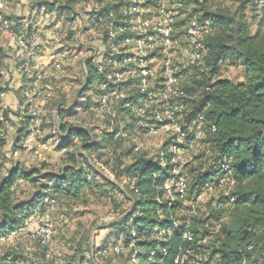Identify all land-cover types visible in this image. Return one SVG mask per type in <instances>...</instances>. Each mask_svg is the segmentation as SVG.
I'll list each match as a JSON object with an SVG mask.
<instances>
[{"label":"trees","instance_id":"obj_1","mask_svg":"<svg viewBox=\"0 0 264 264\" xmlns=\"http://www.w3.org/2000/svg\"><path fill=\"white\" fill-rule=\"evenodd\" d=\"M218 1L223 2V0ZM259 1L261 7H258ZM233 3L237 5L233 11L220 6L202 16L194 11L185 14L184 3L180 11L181 16L176 22L181 21L184 15L187 16V20L195 17L208 19L210 22L204 37L206 69L199 71L190 68L192 72L188 76L187 84L184 85L185 80L182 82L184 91L190 95L189 112L182 123L186 130L191 129L195 117L202 113L206 124L203 141L208 149L206 155L198 153L204 159L199 161L198 166L190 168L188 175L183 171L188 186L187 196L184 199L169 200L163 191L162 183L172 168L170 162L172 153L164 157L168 145L162 149L161 160L156 163H152L142 155L133 156V159L127 162L123 157L117 156L119 159L117 164L122 166L124 177L134 180V187L131 190H134L136 196L132 197L122 192L123 198L129 201L130 207L123 216L113 222L115 231L126 230L123 243L117 244L123 249L114 252L113 247L116 244L110 248L103 240L97 249H92L91 259L95 256L93 253L103 261L107 259L110 251L120 255L127 248H131L129 256L135 250L136 264H147L151 252L154 253L153 264H174L173 259L179 247L182 249L190 247L206 264H240V250L252 239L255 242L254 249L247 253L245 251L249 263L255 264L264 256L262 237L248 231L249 228L261 226L264 219V0H235ZM117 7L119 3L114 5L107 0L101 11ZM63 8L70 10L69 5H63ZM248 12L257 23L256 31L253 33ZM70 18L72 20V16ZM7 19L10 21L9 18ZM13 25L15 29L17 25L15 23ZM4 57L5 52L0 47V70L4 66ZM219 60L224 61L222 66L217 65ZM236 63L243 70V78L240 81L234 82L221 77L211 79L214 73L220 76V69L226 64ZM95 77L94 67L88 65L87 61L85 82L86 87L92 90L89 99L93 112H97L99 107V91L94 85ZM2 85L4 83L0 74V92L7 90L6 86L2 87ZM65 92L67 91L64 90L63 98L67 97ZM52 98L53 96L49 101ZM59 104L63 103L58 102ZM88 107V104H84L80 110L85 112ZM9 112L11 111L7 110L1 114L13 123L7 119ZM74 112L76 111L71 109L58 113L60 118L64 119V116H71ZM59 123L57 132L64 134L59 135L61 140L58 145L59 150L62 147L73 146V139L77 138V144L87 154H92L97 150H103L102 148L109 141L105 137L99 147L95 135L89 129L67 124L64 121ZM119 125L120 123L116 122L114 128H118ZM24 128L25 124L21 123L16 129L18 133L16 149L20 148L19 141ZM126 129L131 133L127 125ZM107 136L116 144H121L122 141L132 145L125 139H113L110 134ZM90 137L93 138L92 143ZM1 140L3 139L0 138V144H2ZM64 155L66 158L64 167L58 172L44 173L40 179H37V169H24L18 165L9 168L7 174L3 175L0 180V233L15 228L24 218L30 217L33 214V207L45 195L54 196L57 205L61 195H66L67 198H83L84 195H88L87 191L90 194L93 192L92 182L98 177L94 173L95 170L88 162L78 163L76 153L72 151L68 150ZM222 158L229 159L234 179V184L229 190V197L233 199L231 203L223 194L222 188L212 180L220 176L222 171L220 167L214 168L211 161ZM162 165L165 166L164 169L160 168ZM182 168L184 169V166ZM19 177L22 178L23 183L27 182L32 187L25 199L14 197L21 183L15 190H10L13 182ZM106 185L107 183L100 181L99 188H104ZM197 194H203V198L197 212L190 218V228L194 232V238L193 241L187 242L182 239L184 210L191 198ZM218 202L222 203L220 208L214 205ZM175 222L179 224L173 230L172 225ZM162 230L166 232L160 236L161 239L157 238L156 234ZM167 230H170V233H167ZM112 231L114 230L111 229ZM132 232L135 233V237H132ZM204 239L206 242L202 243ZM130 260L129 257V264H133Z\"/></svg>","mask_w":264,"mask_h":264},{"label":"built area","instance_id":"obj_2","mask_svg":"<svg viewBox=\"0 0 264 264\" xmlns=\"http://www.w3.org/2000/svg\"><path fill=\"white\" fill-rule=\"evenodd\" d=\"M108 1L114 5L119 3V7L101 11V9L96 10V7L92 5L93 14L88 20L80 14L73 15L71 20L72 26H77L88 37L98 38L102 45L101 49H93L91 57L96 75L94 85L99 91L97 119L114 117V108L118 105L131 106L135 130L149 134L161 131L169 133L172 136L170 145L172 168L164 179L162 188L169 200L184 199L187 196V181L183 176L182 164L176 161L175 156L179 151H195L206 155L208 149L203 141L206 129L204 115L199 113L195 117L191 129L186 130L182 123L184 117L188 115L190 99V95L182 86L186 78L183 66L185 63L187 67L196 68L199 71L206 69L204 37L210 22L208 19L193 17L177 28L176 22L184 7V3L180 0H150V6L146 5L144 0ZM2 6L3 0H0V29L14 39V47L9 59L15 62L22 75L23 84L21 103L18 105L16 114L13 115L16 126L1 115L0 138L4 136V130L17 129V124L24 123L25 128L19 141L20 148L13 150L12 155L17 156L21 149L28 156L44 161L45 153L50 147V139L40 141L41 115L52 96V91L44 83L47 71L38 67L37 61L41 45L46 39L43 33L37 30L28 34L17 32L12 23L2 14ZM258 7H261V1L258 2ZM55 36L60 37V34L56 32ZM69 57L68 51L61 46L57 47L49 55L51 69L61 70L63 63ZM223 64V60L217 62L218 66ZM217 78L219 76L216 73L212 74V80ZM4 95L5 91H1L0 107L3 110L12 109L4 103ZM11 114L12 112H9V115ZM119 123L116 129L112 122L108 128L98 127L97 130L100 133L110 134L113 139L122 138L131 142L133 151L137 152L141 145L126 129L125 121ZM90 138L92 143L93 138ZM77 141V138L73 139V143ZM66 151L67 147L60 148V153ZM211 164L216 169L220 167L222 174L212 180L222 188L223 194L231 203L233 199L229 197V190L234 184V179L229 159L213 160ZM16 166L13 165L12 168ZM22 181V178H17L10 190H15ZM202 198L203 194L194 195L184 210L182 239L187 242L193 241L194 232L190 228V218L197 212ZM55 203L54 196L45 195L40 198L33 207L32 216L44 215L41 222L34 228H30V217L24 218L15 228L0 233V245L23 235L37 244L46 263L51 262L55 257L54 230L48 215ZM214 205L220 208L222 203L218 202ZM178 224L175 222L172 229L175 230ZM248 231L262 237L264 242V219L261 226L249 228ZM164 232L166 231L158 232L156 237L161 239L160 236ZM167 233H170V230H167ZM132 237H135L134 232ZM205 242L206 239L202 240V243ZM30 244L29 247L32 246V242ZM254 247L255 242L252 239L240 250V264H250L246 253L252 251ZM13 248L17 251L20 249L15 245ZM122 249L119 245L113 247L114 252ZM153 254L151 252L147 264H153ZM173 263L206 264L203 258L190 247L184 249L179 247ZM255 264H264V256Z\"/></svg>","mask_w":264,"mask_h":264},{"label":"rangeland","instance_id":"obj_3","mask_svg":"<svg viewBox=\"0 0 264 264\" xmlns=\"http://www.w3.org/2000/svg\"><path fill=\"white\" fill-rule=\"evenodd\" d=\"M7 1L8 0H6V2ZM112 1L115 2L117 0ZM182 1L186 6L184 11L185 14L194 11L200 16L205 15L208 11H214L220 6H225V8H228L230 11H233L237 6L233 3L235 0H223V2L218 0ZM144 2L148 6L151 4L150 0H144ZM92 3L97 10L101 9V7L107 3V0H92ZM85 4H87V2ZM93 4H89V7L91 6L89 10H87L88 8L81 10V14H84L85 16L90 15L91 17L93 14ZM78 7L79 6H74L71 13L60 12V15L62 16H60L59 19L60 27L56 29L55 32H58L61 35V38L59 36L56 37L55 33H53V38L50 40L53 42L54 47L60 45L62 49H65L68 52L70 49H77L82 46L92 47L86 49L88 55L92 57L93 49L95 47L93 42L98 39L94 36L89 38L83 34L78 27L71 29L72 25L70 17L71 15H77L80 11ZM248 15L251 24V32L253 33L256 31L257 23L251 16L250 12H248ZM6 17L8 18V16ZM186 20L187 16L184 15L181 21L176 23V27L179 28ZM2 31L3 30L0 29V46L9 47L6 40L8 39V37L6 38L7 34L5 31V33ZM93 65L94 64L90 62V66ZM49 68L44 83L48 85L52 91L53 98L47 102L44 107V113L41 116L40 141L44 142L50 139V146H52L49 147V150L51 148L52 150L49 152L50 154L48 153L49 150L46 152V158L44 161H39L28 156L26 153H23L21 149L17 156H13V148L15 147V144H17L15 143L16 137L11 139L7 130H4V137L6 136V138L1 140L2 144H0V180L3 175L7 174L9 168L13 165H18L24 169H37V179H40L44 173L60 171L64 167V160L66 159L64 153H60L58 148L59 134L57 133V128L61 121L89 129L92 134L95 135V141L99 144V147L103 144V139L105 137H107L109 141L107 142V145L102 148L103 150H97L96 153L92 154H87L77 142H74L73 146L67 147V151L69 150L72 151V153H76L78 163L83 161L88 162L91 168L95 170L94 173L98 177H95V180L92 182L94 190L91 194L87 191L88 195H84L83 198H67L66 195H61L57 205L50 210L48 218L51 220L54 227V259L49 263H45L43 261L41 250L38 248L37 244L30 241L25 236L19 235L13 240L0 245V264H129V257L131 263L136 264L137 259L135 250L132 252L131 256H129L131 248H127L124 253L120 255H115L110 251L107 254L109 255L107 259L103 261L93 253L95 256L91 259L92 249H97L102 244L101 242L103 240H105V243H107L110 248L115 244L123 243L122 239L126 230L121 229V231H115V229H113V225H115L113 222L116 218L123 216L126 213L125 211L130 207L129 201L125 200V197L123 198L122 194L125 192L127 195L136 197L134 190H131L134 187V180L129 179L126 176L124 177L122 166L117 164L119 160L117 159V156H120V158L123 157V160L127 162L133 159V156L142 155L152 163H156L161 160L162 149L167 147V145L168 147L165 151L164 157H166L168 153H171L170 145L172 144V136L169 133L162 131L149 134L144 131L135 130L133 125V110L131 106L118 105L114 108V117L109 116L110 119H97V112H93L89 99L92 90L86 87V76L84 75L82 68H80V70L72 71L70 66H63L58 72ZM183 68L186 76L183 83L186 85L188 76L192 70L187 67L185 63ZM220 70L222 77L231 81L237 82L243 78V70L238 63L233 65L226 64ZM62 81L66 82L65 84L67 85V88L65 91L67 92L65 93L69 95L63 99L62 96H65L64 93L60 95V90L57 88ZM76 96L84 97V100L79 102V106L83 107L84 104H88V109L85 112L75 110L76 112L71 116H64V119H61L58 112L62 110L71 111V109L74 108ZM58 102H62L63 104L58 105ZM123 121H125L127 127L131 130V133L133 132L132 136L135 141L141 145L136 153L132 151V145L130 143L126 144L121 141V144H116L114 143V140H110V137H108L107 134L100 133L97 130L98 127L108 128L112 122L116 125V122ZM17 147L18 146L16 145L15 149ZM175 159L182 164V167L184 166L183 171L188 175L190 168L198 166L199 161H203L202 159H204V157L200 156L198 153L179 151L176 154ZM185 164L188 165L185 166ZM160 168L164 169L165 166L162 165ZM100 181L107 183V185L104 186V188H99ZM31 188L32 187L29 183L22 182L14 197L20 199L27 198ZM37 217L42 220L44 215ZM37 217L33 216L32 218ZM34 221L38 224V220L36 221L35 219ZM35 226L36 224L32 225L30 221V228H34ZM111 229L114 231L111 232ZM30 242H32V246L29 247V245H31ZM14 245L19 246L20 250L18 252L13 250ZM129 247H131V245Z\"/></svg>","mask_w":264,"mask_h":264},{"label":"crops","instance_id":"obj_4","mask_svg":"<svg viewBox=\"0 0 264 264\" xmlns=\"http://www.w3.org/2000/svg\"><path fill=\"white\" fill-rule=\"evenodd\" d=\"M86 2L87 4H85ZM89 4H93L92 0H8L7 2L6 0H3V6L1 10L4 17L8 16L10 22L13 24L15 23L17 25V27L15 28L17 32L28 34L31 31L37 30L43 33L46 41L41 45L37 66L47 71L48 68L50 67V61H49L50 53L53 51V49L55 50V48L60 47V45H56L54 47L53 42H51L50 40L53 38V33H56L55 30L60 27V21H59L61 16L60 12L71 13V10L73 9L74 6H79L78 9L80 11L77 14L82 15V17L85 20H88L90 15L85 16L84 14H81L82 13L81 10L87 8H88L87 10H89V8L91 7V6L89 7ZM63 5L64 6L69 5L70 10L67 11V8H63ZM93 6L95 5L93 4ZM71 27H72L71 29L77 28V26H71ZM79 30L81 31V29ZM7 37L8 39L6 40L9 47L0 46L5 52V57L3 61L4 66L1 68L0 74H1V79L7 88V90L5 91V95L3 97V101L6 105L11 106L12 109L3 110L0 107V116L2 115L1 113L3 111L9 110L12 112V114L7 115L8 117L7 119L14 121L13 115L16 114L18 105H20L21 103V88L23 84V79L15 62L9 59V55L14 47V39L9 37V35H7L6 38ZM93 45H95L94 49L102 48V45L99 40L94 41ZM89 48L92 47L82 46L77 49H70L71 51V52L69 51L70 57L68 60H66L63 63L64 64L63 66H70L72 68V71L80 70V68H82V70L84 71V75L86 76V62L88 61V65H90V62L91 63L94 62L93 59H91V56L88 55V51L86 50ZM49 69H51V67ZM55 76L57 77L56 74ZM219 77L224 78L222 77V74ZM65 83L66 82L62 81V83H60L57 87L60 90V95H62L64 93V90L67 88L66 87L67 85ZM81 100H84V97L76 96V101L74 102L75 105L73 110L81 109V107L79 106V102ZM2 117L6 120V118L3 115ZM18 126L19 125L17 124V127ZM7 133L10 134L11 139L18 136V133L15 128H13V130H7ZM5 138L6 136L5 137L3 136L1 139H5ZM58 143L59 144L61 143L59 137H58ZM11 146H12V140H11ZM51 150L52 148L48 151V153ZM32 217L33 216H30V221L32 225L35 224L38 225L39 222H41V219H39V217L37 218H32ZM35 219L36 221L38 220V224L34 221Z\"/></svg>","mask_w":264,"mask_h":264}]
</instances>
